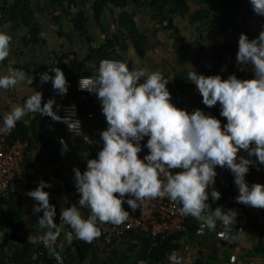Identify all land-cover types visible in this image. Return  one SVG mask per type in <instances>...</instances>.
I'll list each match as a JSON object with an SVG mask.
<instances>
[{"label": "crops", "instance_id": "obj_1", "mask_svg": "<svg viewBox=\"0 0 264 264\" xmlns=\"http://www.w3.org/2000/svg\"><path fill=\"white\" fill-rule=\"evenodd\" d=\"M98 1L74 0L69 6L63 2L68 9L66 16L56 4L57 0H29L35 15L34 26L41 38L38 44L26 45L25 31L21 27L15 28L11 20L1 21L0 31L6 32L11 41L9 56L0 61V75H7L8 67L11 66L23 71L25 79L12 88L0 90V113L11 104L22 105L27 95L33 91L31 87L43 95L45 82H41L40 73L48 72L50 75V67L58 58H65L66 64L70 60H76L82 65L81 71L88 73L95 69L96 55L101 54L103 59L125 62L129 69L139 67L149 72L159 71L169 81L166 87L174 106L188 112L199 108L205 114L219 119L222 126L226 123V118L219 115V104L211 108L203 105L195 85L186 80L183 66L190 64L198 74L205 76L219 74L222 79L229 76L220 66L217 57L222 46L236 43L237 36L232 27L223 28L225 25L220 20L219 10H214L211 6L217 0H185V10L170 17V30L163 28L168 20L164 21V18L158 16L160 5H151L146 0L122 8H115L111 4L94 17V6ZM124 16L132 20L140 54L135 49L134 37L122 18ZM79 19L84 20L83 31L74 26L75 20ZM62 71L68 85L67 93L59 95L53 89L49 99H54L52 107L57 115V108L62 102L80 107L83 133L88 142L66 135L61 121H54L47 127L46 139L51 142V148L47 150L32 127L36 113L26 114L10 131L1 133L6 139L15 141L19 139L15 132L22 127L26 130L28 145L21 162L23 177L12 181L9 200L0 203V213L4 215L3 227L7 228L10 239L3 245L0 241V264H21L14 259L19 257L20 252L26 254L33 249L38 236L45 231L37 227L38 217L42 215V212L33 211V205L37 202L26 194L34 190L40 180L51 185L43 190L49 193V201L55 204V223H59L60 211L73 204H77L82 217L89 214L87 207L81 208L78 205L79 193L75 190L73 169L81 171L88 157H96L102 148L99 132L107 127V123L101 107H96L93 101L90 103L89 95L73 89L71 69ZM95 73L96 70L91 75ZM91 75L82 74L84 77ZM30 79H33L31 85L27 83ZM87 113H93V117L87 119ZM61 139L67 145L63 154ZM238 156L249 158L243 150L238 152ZM249 159L254 163L249 166L245 175L246 182L249 186L252 183L264 185V165L255 162L254 156ZM215 171L217 175L214 183L206 191L215 189L220 192L222 188L228 187L237 196L238 190L230 170L217 166ZM210 208L215 209L213 205ZM240 210L243 217L238 220L236 217L232 227L241 228L248 233L247 241L238 245L217 244L214 242L216 228L214 231L205 228L203 233L196 232L191 238L180 236L177 240L178 249L169 253L162 262H155L144 255L145 245L151 244L148 236L130 232L122 236L119 246L115 248H111L99 235L86 243L92 247L91 251L84 259H80L74 241L85 242L73 239L71 244H67L62 231L55 241L56 250L62 258V264H174L169 260L170 254H175L178 258L190 257L191 264H264V240L263 250L257 251L254 239L255 228L264 231V208L240 203ZM217 223L221 227L220 222ZM65 230L70 229L65 226ZM30 236L33 239L29 240ZM233 253H236L235 257H232Z\"/></svg>", "mask_w": 264, "mask_h": 264}, {"label": "clouds", "instance_id": "obj_2", "mask_svg": "<svg viewBox=\"0 0 264 264\" xmlns=\"http://www.w3.org/2000/svg\"><path fill=\"white\" fill-rule=\"evenodd\" d=\"M248 2L253 13L264 17V0ZM10 41L11 37L0 31V61L9 56ZM236 61L241 66L251 65L253 78L242 80L234 74L226 79L219 74L205 76L198 74L194 66L183 65L186 80L195 85L203 105L211 108L219 104V115L226 118L223 126L219 119L199 108L188 112L174 106L166 87L169 81L159 71L129 69L123 61L102 59L95 76L81 77L79 89L96 95L107 123L99 132L102 148L96 157L86 161L83 173L73 169L78 205L87 207L89 215L82 217L77 204H73L60 211L59 223H55V207L49 203V193L43 190L51 185L40 180L34 190L26 193L37 202L33 211L42 212L37 227L45 231L40 239L45 244L55 242L63 231L67 244L73 239L90 243L100 234L97 222L119 225L129 217L122 203L135 210L146 199L165 196L180 205L183 215L200 222L198 233L205 228L214 231L219 221L222 230L217 235L225 239L234 237L231 230L237 212L225 211L220 206L212 210L206 201L210 196L215 202L220 193L206 189L214 183L215 168L224 167L234 178L238 190L236 202L264 208V185L249 186L245 180L249 166L254 163L249 158L254 156L255 162L264 165V26L251 40L240 34ZM51 72L53 76L40 73L41 82L51 80L57 94H66L68 85L63 71L52 67ZM24 79L23 71L9 66L7 75H0V90L12 88ZM32 80L27 83L31 85ZM31 89L22 105L11 104L0 113V133L10 131L26 114L38 113L65 123L70 132L79 134L78 120L71 115H57L52 107L54 99L41 105V92ZM70 107L74 109L75 105ZM145 137L143 147L148 152L141 159L138 153ZM60 143L63 154L67 145L62 139ZM241 150L249 158L238 156ZM171 169L180 171L173 173ZM65 226L70 230H65ZM49 251L53 252L51 248ZM53 254L58 264H62L60 255ZM169 260L180 264L175 254H170Z\"/></svg>", "mask_w": 264, "mask_h": 264}, {"label": "built area", "instance_id": "obj_3", "mask_svg": "<svg viewBox=\"0 0 264 264\" xmlns=\"http://www.w3.org/2000/svg\"><path fill=\"white\" fill-rule=\"evenodd\" d=\"M237 23L238 26L242 29V33L246 34L249 40H251L257 37L259 32L262 30V26H264V17L253 13V11H248L246 7H243L239 11V14L237 16ZM237 50L238 47L233 52L227 53L224 57L225 62L232 66V68L236 72L238 79L243 80L253 78L251 65L241 66L237 63ZM96 74L97 73L85 77H93ZM81 77L84 76L78 77L74 83L75 91L90 95L92 97L93 104L96 107H101L100 102L94 93L90 94L86 90L79 89L78 82ZM72 105L75 104L67 102L60 103L57 108V113L61 117L71 115L72 119L78 120L79 134L70 132L67 125L61 122L63 133L69 136L82 138L85 142H88V138L83 133V119L79 116L77 106L75 105V108L73 109L70 107ZM73 112L74 115H72ZM92 117L93 113H87V119H90ZM146 140L147 137H145L144 140L141 141L142 151L138 153V157L141 159L148 152V150L143 147ZM27 145L28 144L26 141H21L19 139L9 143L6 137L0 133V201L9 200L10 184L12 183V181L21 180L23 177L21 162L27 149ZM88 159H91V157H88L85 160V164L83 169L81 170V173H83V171L85 170L86 161ZM161 179H163V177H161ZM221 190H223V188ZM227 194V206L229 207V209H234L238 213V211H240V203L236 202V200L234 199L236 195L231 193L229 190L227 191ZM114 195L118 194L114 193ZM125 197L128 198V194H125ZM49 203L55 207V204H53L52 201H49ZM122 207L129 212V217L121 224L114 225L107 222H97V226L100 231L99 235L103 238L104 241L110 244L111 248L119 246L122 236L132 231L144 233L145 235L151 237V239L154 241L157 238L174 236L183 233L186 230V221L188 216L183 215L179 211L180 205L169 200L167 196L146 199L135 210L131 209L126 203H122ZM88 215H86L85 218ZM3 224L4 215L0 213V241L8 243L10 241L8 231L6 227H3ZM221 230L222 225L217 231L214 232V242L217 244L230 243L238 245L249 239V234L243 231V229L241 228H232L231 231L235 235L234 237H229L228 239L217 235V233ZM40 236H38L37 238V243L41 246V249L35 251L30 256L29 262H32L34 264H58L53 254L58 253L56 250V243L48 242L47 244H45V242L40 239ZM49 248H51L53 252H50ZM235 256L236 253H233L232 257ZM44 259L49 260L44 261ZM179 260L180 264H191L190 257H182L179 258Z\"/></svg>", "mask_w": 264, "mask_h": 264}, {"label": "trees", "instance_id": "obj_4", "mask_svg": "<svg viewBox=\"0 0 264 264\" xmlns=\"http://www.w3.org/2000/svg\"><path fill=\"white\" fill-rule=\"evenodd\" d=\"M140 0H99L97 3H95L94 6V17H97L99 12L104 8L107 7L108 5H113L115 8H122L127 5H137V3ZM65 2L68 6L71 5L74 0H57V5L59 6V9L63 12V15L65 14L66 16L68 15V9L65 7L63 4ZM146 2H149L151 5H160L158 8L159 17L164 18L167 21V24L163 27L164 29L171 28L170 24V17L174 15H179L181 14L186 7L185 0H146ZM213 6L214 10H219L220 12V20L223 22V25H225V29L227 28H233L236 36H237V41L233 45H225L220 48V54L217 57L220 60V66L226 70L228 75L234 74L236 77V72L230 66L227 64L224 60V57L227 53L233 52L234 50L237 49L238 47V38L240 34L242 33V29L238 26V23L234 24L235 18L237 19V16L239 14V11L243 8L246 7L248 11H252L251 5L249 4L248 0H217L215 4L211 5ZM212 8V7H211ZM123 20L125 19L126 26L129 28V31L133 35V41L135 44V49L137 50V53L140 54V46L137 41V32L134 29V25L132 24V20L129 19L128 17L124 16L122 17ZM34 19L35 15L34 12L30 6L29 0H3L0 3V23L1 21H7L11 20L14 27L18 28L21 27L25 31L26 38L24 40V43L26 45L29 44H38L39 41H41V38L39 36L38 30L34 26ZM84 20H75L74 26L77 30L83 31ZM96 53V51L94 52ZM103 55H96L95 60H94V68L88 73H84L81 71V63L76 61V60H70L68 63H65V58H58L57 62L53 63V65L50 67V72L52 67H59L61 70L63 69H71L72 75H73V89L74 88V83L76 79L82 74H88L91 75L95 70L97 69L100 60L103 59ZM54 73L51 72L49 76H53ZM53 92L51 80L45 82V89L44 93L42 95V101L41 105H43L44 102H46L49 97L51 96ZM90 98V103H92V97L89 95ZM78 108L79 116L82 118V113L80 110V107ZM54 112H56L53 109ZM54 120H52L50 117L44 115V116H39L38 113H36L33 121H32V127L33 130L36 131V135L38 138L45 144L46 149L51 148V142L50 140L46 139V135L48 133L47 127L49 124L53 123ZM15 135L19 140L21 141H26L27 136H26V130L24 128H20L15 132ZM13 139V138H12ZM9 143L13 142V140L7 139ZM58 157V156H57ZM170 171L177 172L180 171V169H171ZM255 171L254 174H257ZM37 182V181H36ZM37 185V184H36ZM230 191L228 187L224 188L222 191H220V197L218 200L213 202L211 200V197L209 196L207 203L209 205H213L215 208L220 206L223 210L227 211L229 207L227 206V191ZM231 192V191H230ZM3 201H0V203ZM237 220L242 219V211H238L237 213ZM236 219V218H235ZM199 227V222L191 217L188 216L187 221H186V230L183 233L174 235V236H169V237H164V238H157L156 240H152L151 237V244H146L144 247V255L146 257H149L150 259H153L155 262H162L169 253H171L174 250H177L179 247V244L177 243L178 238L180 236L185 235L187 238H191L196 232ZM219 225L216 223V230H218ZM130 233H135L139 235H145L144 233H140L138 231H132ZM147 236V235H146ZM264 238V231L255 228V233H254V239L256 241V246L255 248L257 251L258 250H263L262 244H263V239ZM2 242V241H1ZM2 245L4 242L1 243ZM74 244H76L77 247V252H78V257L80 259H84L87 254L91 251V246L89 244L83 243V242H78L74 241ZM2 245L0 247H2ZM41 246L36 242V245L33 249H30L28 253L24 254V252H20L19 257L15 258V262H20L21 264H34L30 261V256L37 250H40ZM49 259H44V261H48Z\"/></svg>", "mask_w": 264, "mask_h": 264}]
</instances>
